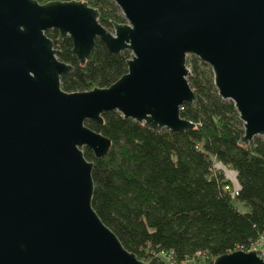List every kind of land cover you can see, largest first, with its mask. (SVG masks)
Instances as JSON below:
<instances>
[{"label":"water","instance_id":"95a60500","mask_svg":"<svg viewBox=\"0 0 264 264\" xmlns=\"http://www.w3.org/2000/svg\"><path fill=\"white\" fill-rule=\"evenodd\" d=\"M124 22L108 30L82 0H0V264H148L126 250L92 206L93 162L110 140L85 125L117 111L153 130H191L180 116L195 95L188 55L206 63L231 100L247 143L264 138V0H113ZM69 38L83 63L99 39L128 50L127 71L108 87L66 92L73 70L46 32ZM203 264V263H196ZM211 264H264L256 249Z\"/></svg>","mask_w":264,"mask_h":264},{"label":"trees","instance_id":"16d2710c","mask_svg":"<svg viewBox=\"0 0 264 264\" xmlns=\"http://www.w3.org/2000/svg\"><path fill=\"white\" fill-rule=\"evenodd\" d=\"M82 1L97 8L108 30L125 21L113 0ZM46 35L58 59L73 66L61 79L66 92L108 87L127 71L128 50L110 54L97 39L81 63L69 38L58 41L56 29ZM186 65L195 100L180 116L191 130H153L117 111L103 113L101 124L85 122L110 140L100 159L82 149L93 162L92 206L123 247L148 264H166L161 252L177 264H211L218 255L256 249L264 236V138L243 143V122L233 102L219 96L210 67L192 55Z\"/></svg>","mask_w":264,"mask_h":264},{"label":"built area","instance_id":"2783aa9c","mask_svg":"<svg viewBox=\"0 0 264 264\" xmlns=\"http://www.w3.org/2000/svg\"><path fill=\"white\" fill-rule=\"evenodd\" d=\"M187 66V65H186ZM187 68H188V71H189V67L187 66ZM182 108V107H181ZM226 190H229V191H231V192H233L235 195H237L238 194V190H237V188H232L231 186H225L224 187ZM255 249V248H254ZM160 255L163 257V258H165V260H166V264H177V263H175L174 262V260H172V258H171V256L170 255H165L163 252H161L160 253ZM182 264H192V263H190L189 261H186V262H183Z\"/></svg>","mask_w":264,"mask_h":264},{"label":"rangeland","instance_id":"374dc122","mask_svg":"<svg viewBox=\"0 0 264 264\" xmlns=\"http://www.w3.org/2000/svg\"><path fill=\"white\" fill-rule=\"evenodd\" d=\"M121 12V11H120ZM188 56H190V55H188ZM187 56V57H188ZM255 247H256V250L257 249H262V250H264V236L260 239V241L255 245ZM198 263V262H197ZM196 264V263H195ZM204 264V263H203Z\"/></svg>","mask_w":264,"mask_h":264},{"label":"crops","instance_id":"0c3cea01","mask_svg":"<svg viewBox=\"0 0 264 264\" xmlns=\"http://www.w3.org/2000/svg\"><path fill=\"white\" fill-rule=\"evenodd\" d=\"M230 176H231V177H234L233 174H232L231 172H230Z\"/></svg>","mask_w":264,"mask_h":264}]
</instances>
